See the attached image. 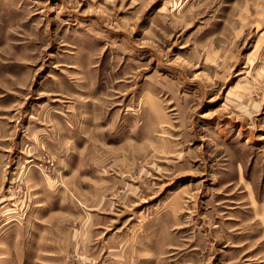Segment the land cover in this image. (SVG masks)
Wrapping results in <instances>:
<instances>
[{
	"label": "rangeland",
	"instance_id": "374dc122",
	"mask_svg": "<svg viewBox=\"0 0 264 264\" xmlns=\"http://www.w3.org/2000/svg\"><path fill=\"white\" fill-rule=\"evenodd\" d=\"M0 264H264V0H0Z\"/></svg>",
	"mask_w": 264,
	"mask_h": 264
}]
</instances>
